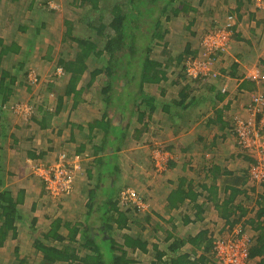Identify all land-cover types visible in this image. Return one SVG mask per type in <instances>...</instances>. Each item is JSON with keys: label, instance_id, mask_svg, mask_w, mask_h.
Returning a JSON list of instances; mask_svg holds the SVG:
<instances>
[{"label": "crops", "instance_id": "crops-1", "mask_svg": "<svg viewBox=\"0 0 264 264\" xmlns=\"http://www.w3.org/2000/svg\"><path fill=\"white\" fill-rule=\"evenodd\" d=\"M18 1L0 0V5L15 4ZM186 1L194 11L181 13L172 20L168 26L169 42V38L175 35V30L182 31L181 36L184 39L193 36L198 38L195 41L196 50H199L201 36L210 29L212 32L221 27L227 22V18L231 17L232 35L229 50L224 53L225 57L223 54L219 55L216 65L219 79H209L197 91L189 93L181 104L178 93L190 81L182 77L176 84L173 83L172 75L165 82L146 88L143 97L138 101V111L132 114L124 115L113 106L106 107L99 98L96 105L92 100L86 101L84 96L89 95L87 93L82 95V103L74 109H70L71 105L67 107L70 100L63 99L66 106L64 116L60 115L64 113V109L57 114L56 110L43 107L33 113V116L27 115L28 122L22 124V127L16 123L9 125L0 133V193H9L11 199L20 196L22 201L16 205L15 211L13 210L16 218V237L14 239L11 232L8 233L0 247V254L5 249L9 250L15 264L17 259H23L25 262L28 260L29 250H24L22 254L19 245L28 242L31 236L34 238L32 231L41 223L39 215L35 212L38 210L35 202L39 196L58 202L67 199L68 203H65V208L60 209L59 217L71 222H83L87 218L93 230L102 225L100 213L106 214L107 210L110 211L109 203L117 201L116 208L118 212H122L124 205H120L119 196L126 185L148 183V179L149 200H142L139 195L138 200L141 204L151 205L150 210L139 214L141 220L149 216V226L140 223L138 227L131 229L132 232L136 229L141 230L143 235L147 234L146 239L150 243L146 253L133 255L138 264H143L144 260H149L148 264H160L158 254H168L169 241H165V236L166 232L173 231V227L175 236L179 239L206 230L212 239V264L216 263L212 252L215 233H211L218 226L229 231L238 229L236 232L239 235H245L243 230L248 228L252 233L249 250L259 247L257 235L248 225V220L253 218L256 211L257 198L264 195V183H254L250 179L248 166L253 159L239 149L232 124L233 117L240 115L239 110L241 115H245L242 108L247 106L251 94H264V83L255 85L244 78L247 71L253 67H258L264 74V0ZM189 22H192L190 30L183 31ZM168 48L172 49L170 43ZM40 82L38 78L35 85ZM222 88H226V92H222ZM196 92L198 96L194 94ZM60 97L61 95L57 96L55 106ZM2 100L0 96V121L3 114L13 112L12 105L9 104L8 108L7 101L4 104ZM103 111L108 115L109 122L105 125L108 129H92L93 120L105 122L101 119ZM142 112L146 115L138 118V113ZM35 114L38 115L35 117ZM142 124H146V130L140 133ZM24 128L31 130V133H24ZM112 130L126 131L123 136L121 134L120 142L113 136ZM135 130L138 131L136 138ZM107 132V138L112 140L107 146V155L92 151L106 139ZM64 151L75 157L79 168L73 172L74 184L71 194L54 198L46 190L43 181L33 174L31 167H47L57 161ZM155 153L163 164L164 170L161 172L155 168ZM106 157H109V164L114 165L113 169L99 166L97 159L105 160ZM135 178L139 182L135 181ZM98 185L97 197L91 207L90 199L84 192L86 188L94 189ZM36 187L43 191L40 192ZM108 188L112 190L109 193V197L112 194L110 202L101 205L108 197ZM27 207L34 209L30 217L26 211ZM88 208L91 209L89 218ZM107 214L110 218L111 213ZM115 218L109 221L108 226L114 235H122L126 231L114 230ZM26 220L29 224L27 227L34 228L29 233V238L25 237L27 240H24L20 236V229L26 227L21 226L26 224ZM2 224L3 220L0 219V226ZM153 231L156 232L152 233ZM179 231L184 232L183 237L178 234ZM60 234L64 236L65 231H60ZM179 252L191 253L192 250L185 245ZM194 252L192 258L201 253L200 250ZM248 258V264H258L259 261H264V250L253 257L248 255ZM167 259L163 256L160 260L165 262Z\"/></svg>", "mask_w": 264, "mask_h": 264}, {"label": "trees", "instance_id": "trees-1", "mask_svg": "<svg viewBox=\"0 0 264 264\" xmlns=\"http://www.w3.org/2000/svg\"><path fill=\"white\" fill-rule=\"evenodd\" d=\"M184 1L121 0L120 3L115 2L110 6L111 17L107 23L101 21L96 27L95 23H91L92 21L89 18L86 21L84 20L89 32L86 35L83 34L82 37L75 34L77 30H80L79 26L68 24L69 21L64 20L66 26L60 43L68 42L75 51L70 60H60L58 62L59 67L57 68L62 69L67 80L62 95L57 100L58 104L53 110H56L59 114L66 107L63 104V99L70 100L67 103L71 105L70 109L72 107L74 109L79 103H82V95L88 93L89 96H93L95 91H98V98L106 107L113 106L116 111L120 110L124 115L126 113L132 114V112L138 111L140 105L138 101L143 97L146 88L165 82L172 75L173 83L177 84L182 77L192 83V86L189 83L178 93L181 101L179 103L184 102L189 93L197 91L202 84L211 79L201 77L193 80L186 77L184 61L187 55H194L193 52H190V42L186 43L184 50L180 54L178 53L176 57L172 55V50L168 48L170 43L167 40L169 24L181 13L188 14L194 11L190 6L191 4L186 0ZM71 3L82 8L89 4L91 9L98 10L99 0H71ZM28 10L30 12L33 10L36 17H40L39 21L33 24V21L27 20V22H20L17 26H11L12 17L7 19L6 27L10 30L11 41L5 44L4 39L0 38V64L5 61L10 63L9 60H13L15 55L24 52L23 48L27 49L23 45L24 40L33 41V39L42 35L40 32L47 23V20L41 15L42 11L37 8L36 12L32 4L28 6ZM82 17L81 15L78 19L80 20ZM38 23L39 25H37ZM190 23L192 22H189L188 26L184 27L185 29L183 28V31L190 30ZM29 29H32L30 35L27 32ZM25 35L28 37L25 38ZM158 51H160V54L162 53L161 57L163 58L157 57ZM97 57L99 61L94 60ZM171 59L175 61L173 65L166 62ZM15 65L14 74L16 75L18 70H23V65L19 61ZM20 79L12 75L10 70H1L0 96L3 98L4 104L7 101L8 108L11 104L9 101L14 98L12 92L15 88L20 85H25L27 88L31 87L27 76L26 79ZM247 81L249 80L247 79ZM249 82L255 84L253 81ZM39 109L42 110V108ZM144 115H146L145 112L138 113V118H143ZM101 119L105 122L98 120L95 122L93 120L91 128H98L100 131L108 129L105 128V125L109 122L106 111H103ZM114 129L119 130V128ZM145 130L146 124H142L139 132L143 133ZM124 131L112 130L113 136L120 142L122 136L126 133ZM137 132L135 130L134 138L137 137ZM108 134L109 132H107L106 139L103 140L102 144L94 147L92 151L95 153L100 151L107 155V146L112 141L110 137L107 138ZM108 158L105 160L97 159V162L99 166H105L106 169L110 170L114 168V165L109 164ZM98 188L99 185L94 189H85L84 195L90 199L91 207L94 203L93 200L97 197ZM107 190L108 197L101 205H106L107 201L110 202L109 199H111L112 194L109 197V193L112 190H109V188ZM8 195L7 192L0 193V219L3 220V224L0 226V247L4 244L9 232H11L12 238L15 239L16 237V227L14 225L16 218L13 210L15 211L16 205L22 201L20 196L11 199ZM116 206L117 201L109 203L110 211L107 210L106 214H102L101 217L103 226L100 223L101 226L93 230L92 225L88 224L87 218L83 222L78 220L71 222L63 220L59 216L53 219L48 218L51 222L47 231L44 232L41 229L35 230V232L32 231L35 236L32 248L37 256L34 264H138L133 255L146 253L147 246L150 243L146 239L147 234L143 235L140 233L141 230L136 229L132 232L131 229L134 226L138 227L137 225L140 223L143 226H149V216H145L141 220L139 214L142 213V210L139 206L124 205L122 212H118ZM255 206L257 207L256 211L253 218L248 220V225L257 235L256 239L259 247L249 250L248 255L250 257L264 250V195L257 198ZM109 212L111 213L110 218L107 216ZM90 213L91 209L88 208V218L91 215ZM113 217H116L114 219L115 232L126 231L122 235L117 236L111 232L112 229L108 224ZM62 230L65 231L64 236L60 234ZM175 235V227H173L172 232H166L165 241H169L168 254H158V263L212 264L210 260L212 258V254H210L212 239L206 230H201L193 236L187 235L184 239H179ZM185 245L190 247L191 253L182 254L179 252ZM196 250H200L201 253L196 258H192L191 256L194 255ZM163 256L168 258L167 261L161 262L160 259ZM16 264H26V262L23 259H17ZM258 264H264V261L261 260Z\"/></svg>", "mask_w": 264, "mask_h": 264}, {"label": "rangeland", "instance_id": "rangeland-1", "mask_svg": "<svg viewBox=\"0 0 264 264\" xmlns=\"http://www.w3.org/2000/svg\"><path fill=\"white\" fill-rule=\"evenodd\" d=\"M119 1L121 2V0H99L98 10L91 9V6L89 4H87V6L83 8L78 5H73L71 3V0H19L15 4L11 3L7 5H2L3 7L0 5V38L4 39L5 44L11 41L10 34H9L10 30L9 28L6 27V21H7L8 16L10 15L13 16L12 17L13 20L10 23L11 26H17L20 22H27V20L33 21L34 22L33 24H36L39 21L40 17H36V14L35 12L33 13V10L31 12L28 10V6L32 4L33 9L36 12H37V8L38 9L40 8V11H42L41 15L45 18V20H47L45 27L40 32V34L42 35L33 39V41H31L30 39H29L30 41H28L27 39L24 40L23 45L27 47V49L23 48L24 52L22 53L20 52L18 55H15L13 60H9L10 63H7L5 61L0 64V74H1V70H10L11 74L14 75L15 77L17 76L18 79L21 78L20 80L24 78L26 79V76H27V80L31 86L27 88L25 85H20L17 88H15L14 91L12 92L14 93L13 94L14 98H12L9 102L11 103L10 105H12L13 112L10 114H3L1 116L2 119L0 121V133H3L5 129L9 127V125H12L15 123L19 125L20 127H22L23 126L22 124H25V122H28L27 121L28 116L30 115L33 116V113H36V111H38L39 108L46 107L47 109H50V110L54 109L57 96L62 95L63 88L67 80V77L64 76V74H61V75L57 74L56 68L59 67L58 62L60 60H70L72 55H74V51H75V49L71 48V45L68 42L60 43L62 33L64 32L63 31L64 27L66 26L64 25V20H68L69 21L68 24L71 23V24H74L75 26H79L80 30L79 31L77 30L75 34L82 37L83 34L86 35V33L89 32V29L87 28V26H85L86 25L85 21L87 20V18H89L92 21L91 23H95L96 27L101 21L103 23H107V21L111 17L110 6L115 2L120 3ZM5 10H6V13H5ZM7 10L9 13H7ZM81 15L83 17L79 20L78 18ZM37 25H39V23ZM81 30H84V31H81ZM178 30H181V29H178ZM31 31L32 29H29L27 31L29 35L31 34ZM210 31L211 29L206 32H210ZM174 32H175L174 33L175 35L169 38L170 45L172 48L171 50L173 52L172 55L176 57L178 53L180 54L182 52V48H184L185 43L188 41L191 44L190 52H193V53L195 52V53L194 55H187V58H191V57L199 58L200 41H201L202 36L199 40V50H196L197 49L196 41L198 38L193 36V37H187L186 39H184L183 37H180L182 34V31L178 32L177 30H175ZM26 37L28 36L25 35V38ZM229 45L227 46L226 52H224L225 54L229 50ZM224 53H222L223 57H225ZM161 55L162 53L160 54V51H158L157 57L163 58L161 57ZM94 60L99 61V58L97 57V59H94ZM222 60H225V59H222ZM18 61L20 62V64L23 65V70L21 69L20 71L18 70L19 72L17 71L18 73L16 72V75H15L14 74V68L16 67L15 63H17ZM218 61H219V56L217 57V61L213 65V70L216 72H217L216 65ZM166 62L171 65L175 63L173 59H171L170 61H166ZM38 78L41 80V82L35 85L38 81ZM183 79L186 80L185 77H183ZM217 79L219 78L217 77ZM190 84L192 86V83ZM194 94L198 96L197 92ZM86 96H84L86 101L87 99H89V100H92V102H94L95 105L98 104V91L97 92L95 91L93 96L91 95L90 96L86 95ZM2 103H4L3 100H2ZM69 106L70 104L67 103V107ZM65 113L66 111L64 108V113H61L60 115L64 116ZM37 115L38 114H35V117ZM23 132L28 134V133H31V130L27 131L24 128ZM239 149L243 153H246L241 148ZM151 150H153V147L151 148ZM64 152H65L64 154L59 155L61 159L59 157L57 161L53 162V164L60 166V164H63L62 162L64 161L65 162L64 165L68 167H73L72 170H69L73 176L74 175L73 172L79 168L78 162H76L75 157H73V155L70 152H67V151H64ZM66 156H69L70 158H67ZM34 167L33 166L31 167L33 173H34V170H33ZM136 178H135V181L139 182V180H137ZM80 179L81 178H79V180ZM73 182H74V179H73ZM127 182L129 181L127 180ZM132 183H135V182L132 181ZM32 187L34 188L35 186L33 185ZM37 188L38 187H36V189ZM78 189L79 187L77 188V190ZM124 189L125 190L131 189L135 192L136 202L133 205H136L137 207L139 206L142 212H146L147 210H150L151 205L149 203L141 204L138 200V195L140 196L142 200H145V199L147 201L149 200V195H150L149 179H148V183H142V184L136 183L134 186L126 185L122 190L124 191ZM38 190H40V187L38 188ZM57 200H60V199H57ZM35 203L37 204V208H38V210L35 212L36 214L39 215V219L41 223L37 224V226L35 227V229H33V231L35 232V230L41 229L45 232L47 231L49 227V223L51 221L48 218L53 219L56 216H59L60 215L59 212H61L62 208L66 207L65 203H68V202H67V199H63L61 200V202L49 201L45 196H39V198L36 199ZM26 211L29 213V217L31 216L32 213H34V209L32 208L28 209L27 207ZM102 213L103 212L100 213L101 217H102ZM27 224H28V220H26V224L21 225V226H26V227L20 226L22 228L20 229V232H21L20 236L24 240H27L25 237L29 238L30 236L29 233L32 231V228H34V226L27 227ZM219 229H221L220 226L216 227V229H213V232L211 233V234L215 233V238L228 239L236 231H238V229H234V231L233 230L229 231V229L227 228L221 229V230ZM243 232L245 233V236L248 235L247 238L249 239V246H250V239L252 238L251 237L252 233L248 230V228H245ZM178 234L183 237L184 232L181 233V231H179ZM33 240L34 238H32L31 236L28 242H25L19 245V248L22 254L24 250H29L28 251L29 256H27L28 260H26V263H29V264H34L35 263L34 260H37V256L35 255L34 251H32L33 244L31 243H33ZM8 251L9 250L5 249L3 252H1L0 264H15V260H13V257L10 255ZM148 261L144 260L143 264H148ZM215 263L220 264L219 262H217V260H215Z\"/></svg>", "mask_w": 264, "mask_h": 264}, {"label": "built area", "instance_id": "built-area-1", "mask_svg": "<svg viewBox=\"0 0 264 264\" xmlns=\"http://www.w3.org/2000/svg\"><path fill=\"white\" fill-rule=\"evenodd\" d=\"M231 17L227 18L221 27L212 32L204 34L200 41L199 58H187L184 61L185 75L189 79L196 80L201 77L215 79L219 76L213 70L217 57L226 52L231 39ZM57 74H63L61 68H56ZM245 79L253 81L256 85L264 83V74L258 67L250 68L244 75ZM226 86V85H225ZM226 92V88H222ZM245 115L233 117V134L239 147L251 156L253 162L248 166V174L254 183H264V94L253 93L249 98L247 106L243 109ZM155 153L154 164L158 171H163V164ZM61 159V157H60ZM63 164H51L35 166V176L45 184L48 193L59 198L68 195L73 189V176L69 169ZM136 194L133 190L127 189L120 193V205L134 204ZM231 237V238H230ZM228 239L214 238L212 252L214 259L220 264H248L249 239L245 235L235 232ZM225 239V240H224Z\"/></svg>", "mask_w": 264, "mask_h": 264}]
</instances>
